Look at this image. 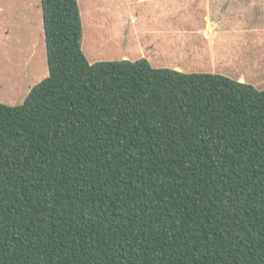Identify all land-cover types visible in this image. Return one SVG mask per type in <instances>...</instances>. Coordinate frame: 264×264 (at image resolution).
I'll list each match as a JSON object with an SVG mask.
<instances>
[{
	"label": "trees",
	"instance_id": "16d2710c",
	"mask_svg": "<svg viewBox=\"0 0 264 264\" xmlns=\"http://www.w3.org/2000/svg\"><path fill=\"white\" fill-rule=\"evenodd\" d=\"M48 77L0 104V264H264V90L89 63L40 0Z\"/></svg>",
	"mask_w": 264,
	"mask_h": 264
},
{
	"label": "rangeland",
	"instance_id": "374dc122",
	"mask_svg": "<svg viewBox=\"0 0 264 264\" xmlns=\"http://www.w3.org/2000/svg\"><path fill=\"white\" fill-rule=\"evenodd\" d=\"M133 1L135 4L126 5L123 0H78L83 28L81 49L89 63L85 48L88 31L93 33L92 40L95 41V45L88 47L94 59L92 63L122 60L124 49L119 48L118 43L119 33L124 27L122 16L126 11L133 12L139 20L137 26L140 32L156 24L151 15L161 11L175 17L169 21L174 26L172 29H188L191 35L170 36L168 42L143 36L136 46L140 52H145L147 46L157 48L163 45L169 55L164 60H158L156 68L177 69L184 73H199L197 28L204 17L220 14L222 23L230 17L231 23L251 24L257 23L255 19L260 15V23L264 22V0H169L165 4H152L148 0L143 3ZM98 39L111 42L100 46ZM216 72L236 80L229 68L225 72ZM47 77L40 0H0V104L20 106L30 90ZM249 81L246 83L264 90V81Z\"/></svg>",
	"mask_w": 264,
	"mask_h": 264
},
{
	"label": "crops",
	"instance_id": "0c3cea01",
	"mask_svg": "<svg viewBox=\"0 0 264 264\" xmlns=\"http://www.w3.org/2000/svg\"><path fill=\"white\" fill-rule=\"evenodd\" d=\"M141 3L144 0H137ZM152 4H165L169 0H148ZM123 4H135L133 0H123ZM122 5V4H118ZM152 16V27L138 29L137 20L133 12L122 16L123 29L119 33V48L124 49L122 60L136 61L141 58L148 60L154 68L158 67V60H164L169 53L164 50L163 45L157 48L147 46L145 52L137 49L140 38L154 37L158 42H168L170 36H188L191 35L188 29L174 30L169 23L175 19L169 13L157 12ZM262 19V18H261ZM203 22L197 28V72L205 74H218L216 71H227L236 76V80L242 83L251 80L264 81V22L260 23V15L255 19L257 23L238 24L237 22H229L228 17L222 23V17L216 15L214 17H204ZM89 37L86 40V52L90 58V62H94L92 54L88 51V47L95 41L92 40L93 33L88 31ZM92 34V35H91ZM142 35V36H141ZM220 38V40H218ZM242 38V39H241ZM101 44L111 41L97 40ZM103 41V42H102ZM91 49V47H90ZM202 69V70H201ZM177 70V69H176ZM221 75V73L219 74Z\"/></svg>",
	"mask_w": 264,
	"mask_h": 264
}]
</instances>
